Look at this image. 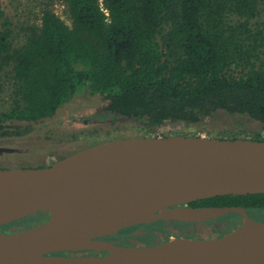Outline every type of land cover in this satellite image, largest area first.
Segmentation results:
<instances>
[{"label": "trees", "instance_id": "16d2710c", "mask_svg": "<svg viewBox=\"0 0 264 264\" xmlns=\"http://www.w3.org/2000/svg\"><path fill=\"white\" fill-rule=\"evenodd\" d=\"M63 1L72 26L47 6L19 48L12 22L0 8V80L7 72L14 88L10 110L0 114V132L6 122L51 119L84 92L105 102L87 124L107 123L110 116L108 123L137 124L150 137H159V129L169 124L202 125L219 112L264 124V30L256 22L263 0ZM214 138L264 142L261 132H223ZM188 206L243 207L264 222V194L220 196ZM48 217L40 213L22 221ZM241 222L239 214L227 215L216 220L213 232L221 238ZM168 224L152 226L164 231ZM139 227L105 239L128 243ZM193 231L188 239L202 238ZM134 239L142 246L165 244L147 245L149 236Z\"/></svg>", "mask_w": 264, "mask_h": 264}, {"label": "water", "instance_id": "95a60500", "mask_svg": "<svg viewBox=\"0 0 264 264\" xmlns=\"http://www.w3.org/2000/svg\"><path fill=\"white\" fill-rule=\"evenodd\" d=\"M102 183L152 191L160 199L157 209L106 220L83 201L90 188ZM259 194H264V142L249 139L172 136L117 140L45 168L0 169V227L40 213L50 216L45 223L21 232L0 231V264H264V222L251 218L243 207H187L220 196ZM176 209L201 210L203 216L171 215ZM55 214L85 216L100 230H52ZM230 214H239L243 220L234 231L213 240L182 238L195 242L196 247L163 259L135 263L126 254L157 250L171 241L131 247L105 239L132 227L158 222L201 224ZM57 253L66 255H52Z\"/></svg>", "mask_w": 264, "mask_h": 264}, {"label": "rangeland", "instance_id": "374dc122", "mask_svg": "<svg viewBox=\"0 0 264 264\" xmlns=\"http://www.w3.org/2000/svg\"><path fill=\"white\" fill-rule=\"evenodd\" d=\"M47 6L61 17L66 24L72 26L68 8L63 0H0V8L6 12L7 17L12 22L16 48L21 47L25 42L28 27L40 25L42 11ZM256 22L264 30V0L261 6V15ZM2 77L0 80V114L9 111L12 101H14V88L10 74L6 72ZM104 103L100 95L84 92L76 95L69 103L60 108L51 119L33 123L22 121L4 123L6 131L0 132V150H2L0 152V169L45 168L100 144L117 140L152 138L147 131L137 124L126 122L108 123L112 121L110 116L106 117L107 123L87 124L88 121H95L94 118L100 115L98 113L93 118L90 116ZM186 132H196L199 133V136L208 138H214L215 135L223 132L233 134L261 132L264 135V124L244 116L219 112L202 125L187 127L182 123L169 124L160 128L157 135L163 138L165 136H182ZM210 132L213 134L212 136L208 135ZM35 224H38V221H21L12 224L8 229L1 230V232L17 233ZM217 224L216 222H208L200 225L201 232L199 236L202 238L199 239H218L216 238L217 234L213 232ZM147 228L149 227H143L130 234L131 237L128 243L142 246L141 241L134 238L148 237ZM159 228H161L160 225H155L151 229L153 231ZM124 235L121 234L119 237H125ZM176 240L179 239L173 241ZM111 241L120 246H128V243H124L120 239Z\"/></svg>", "mask_w": 264, "mask_h": 264}, {"label": "bare ground", "instance_id": "6f19581e", "mask_svg": "<svg viewBox=\"0 0 264 264\" xmlns=\"http://www.w3.org/2000/svg\"><path fill=\"white\" fill-rule=\"evenodd\" d=\"M83 201L104 219L114 221L137 212L151 213L157 209L156 204L160 199L156 193L140 186L102 183L90 188L86 192ZM171 215L200 217L203 216V211L176 209L171 212ZM51 221L52 230L78 231L80 228L83 230H100V227L92 220L79 214H55L52 216ZM195 247V242L179 239L169 242L166 246L157 250H139L126 254V258L131 262L142 263L183 254L187 249H194ZM36 251L38 253L44 252L43 249H37Z\"/></svg>", "mask_w": 264, "mask_h": 264}, {"label": "flooded vegetation", "instance_id": "af4514ba", "mask_svg": "<svg viewBox=\"0 0 264 264\" xmlns=\"http://www.w3.org/2000/svg\"><path fill=\"white\" fill-rule=\"evenodd\" d=\"M187 207H189V206H187ZM45 222L46 221L38 222V224H35L34 226L40 225V224L45 223ZM158 223H161V222H158ZM154 224H156V223H154ZM151 225H153V224H151ZM200 225H203V223L200 224V223H181V222H179L178 224H171L170 225V222H169V224L167 226H165V228L163 229L164 231H160L161 228L152 231L151 228L153 226L149 225L148 226L149 228L146 229V230H148L147 233H148V236L150 239V241H149V243H147V245H155V243H157V242H161V244H164V243L171 241L172 239H182V238L188 239L189 238L188 236H190L188 234L192 235V233L194 232L193 230H195L196 234H198V236H199V233L201 232ZM34 226H31V227H34ZM141 228H143V227L142 226L139 227V229H141ZM192 228H195V229H192ZM27 229H29V228H27ZM186 230H190V231H186ZM149 233H151V234H149ZM167 234H170L169 238H167V236H168ZM78 254H80V253H70L69 255L70 256H76ZM54 255L65 256L66 253H57Z\"/></svg>", "mask_w": 264, "mask_h": 264}, {"label": "crops", "instance_id": "0c3cea01", "mask_svg": "<svg viewBox=\"0 0 264 264\" xmlns=\"http://www.w3.org/2000/svg\"><path fill=\"white\" fill-rule=\"evenodd\" d=\"M216 220H217V219H215V220H211V221H209V222H213V223H214V222H216ZM207 223H208V222H205V224H207ZM201 224H202V223H201ZM203 224H204V223H203Z\"/></svg>", "mask_w": 264, "mask_h": 264}]
</instances>
